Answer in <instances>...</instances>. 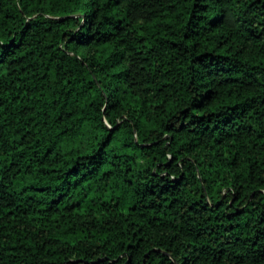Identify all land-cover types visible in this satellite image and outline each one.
I'll list each match as a JSON object with an SVG mask.
<instances>
[{"label":"trees","instance_id":"trees-1","mask_svg":"<svg viewBox=\"0 0 264 264\" xmlns=\"http://www.w3.org/2000/svg\"><path fill=\"white\" fill-rule=\"evenodd\" d=\"M0 264H264V0H0Z\"/></svg>","mask_w":264,"mask_h":264}]
</instances>
